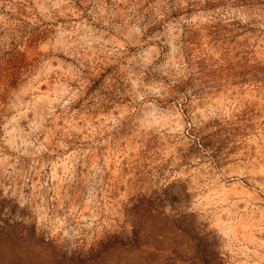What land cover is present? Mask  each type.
<instances>
[{"label": "rangeland", "instance_id": "1", "mask_svg": "<svg viewBox=\"0 0 264 264\" xmlns=\"http://www.w3.org/2000/svg\"><path fill=\"white\" fill-rule=\"evenodd\" d=\"M0 264H264V0H0Z\"/></svg>", "mask_w": 264, "mask_h": 264}]
</instances>
